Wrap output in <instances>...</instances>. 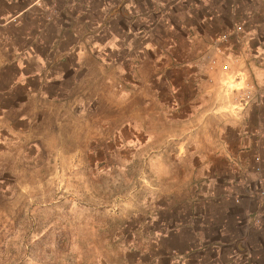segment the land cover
Here are the masks:
<instances>
[{"label":"rangeland","instance_id":"1","mask_svg":"<svg viewBox=\"0 0 264 264\" xmlns=\"http://www.w3.org/2000/svg\"><path fill=\"white\" fill-rule=\"evenodd\" d=\"M44 2L0 18V264H228L237 245L215 235L208 204L195 207L207 222L191 223L206 241L184 228L190 192L210 185L197 184L180 147L188 95L167 80L183 76L195 36L207 47L226 34L216 65L243 60L260 73L242 76L248 105L232 90L240 77L224 75L220 94L252 110L250 125L264 123V29L247 30L246 0ZM20 7L0 3V14ZM259 151L245 187L264 193ZM242 233L240 250L264 264L259 232Z\"/></svg>","mask_w":264,"mask_h":264},{"label":"crops","instance_id":"2","mask_svg":"<svg viewBox=\"0 0 264 264\" xmlns=\"http://www.w3.org/2000/svg\"><path fill=\"white\" fill-rule=\"evenodd\" d=\"M44 1L0 0V3L7 7L21 6L11 17L5 15L6 12L3 11L0 18L6 20V23L21 19L33 8L42 6ZM245 3L247 10L244 17L247 21V30L259 34L264 29V7L260 9V5L264 6V0H246ZM196 37L191 48L188 49L190 52V56L187 57L188 61L182 65L183 76L179 75L176 81L175 78L167 77V81H170L169 84H172L173 88L181 85V88H177L179 96L182 93L184 96L188 95L185 98L186 111L179 112L177 115L182 117L180 122L183 123L179 128L184 134L180 139V147L191 151V163L194 165L193 177L198 182L197 184L200 182V184L210 185V188L204 191L196 192V189H193L190 192V196L194 198L193 215H188L184 228L191 230L193 237H198L195 242L199 243L198 239L201 240L202 237L198 236L199 230L191 226V223L199 220L203 226L207 222L206 220L209 219L207 214L201 211L200 214L197 213L195 207L203 204L200 207L205 210L208 204L215 210L216 215H225L224 220H220V217H216L215 214L212 216L215 225L218 222L215 235L218 237L226 235L227 245H237L235 253L229 258L231 261H227L228 264H257L256 261L261 260L262 256L251 250L246 251L243 248L240 250L239 245L243 244V238L246 239L242 233L245 228L259 232L256 244L260 247L264 246V193L252 192L245 187L249 176L246 174L245 165L249 164L251 159L254 161L260 159L261 151L259 150L264 147V123L258 120L257 126L250 125L248 120L252 115V110L250 108L240 110L239 108L234 111L231 106L237 103L233 97L235 94L224 96L220 92L226 87L225 83L228 79L225 76L231 75V79L240 77V80L233 84L238 86L244 83V77L252 79V74L259 75L260 71L251 64L248 67L243 66V60V65L239 64L238 59H235L237 64L229 65L227 69L219 68L216 64L219 56L223 59L222 55H219L221 50L223 52V47H218L214 39H211L206 47L199 44ZM198 53H202L199 58ZM171 67L173 66H168L167 69L170 70ZM259 83H262L261 78ZM179 104L182 105L183 102ZM256 114L259 117L264 116L259 111ZM233 118L240 119V124H235ZM250 152H256L257 155L250 157ZM248 158L251 159L247 160ZM203 179H207L208 183ZM262 185L264 187V179ZM240 188L243 191L239 193ZM188 193H185L186 198H189ZM205 241L201 240L202 243Z\"/></svg>","mask_w":264,"mask_h":264},{"label":"built area","instance_id":"3","mask_svg":"<svg viewBox=\"0 0 264 264\" xmlns=\"http://www.w3.org/2000/svg\"><path fill=\"white\" fill-rule=\"evenodd\" d=\"M236 29L239 30L240 28L238 27ZM226 40H227V36H226V34H223V35L219 36L216 40H214V43H218L219 41L223 42ZM222 67H223V69H227L226 65H224ZM233 89L242 92V95L240 98L241 106H246L252 101V99L254 97V94H253L254 88H253L252 84L243 83L242 85L234 86Z\"/></svg>","mask_w":264,"mask_h":264}]
</instances>
